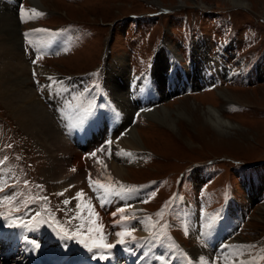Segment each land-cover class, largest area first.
Here are the masks:
<instances>
[{
    "label": "rangeland",
    "instance_id": "obj_1",
    "mask_svg": "<svg viewBox=\"0 0 264 264\" xmlns=\"http://www.w3.org/2000/svg\"><path fill=\"white\" fill-rule=\"evenodd\" d=\"M243 1L247 5L230 0H41L44 10L21 14L20 10H30L31 1L1 0L15 4L11 8L17 13L25 58L54 73L30 74L35 92L61 90L73 103L74 92L58 80L76 78L84 85L79 91L91 93L87 102L102 99L117 109L119 123L126 127L123 130L136 126L143 149L136 152L138 162L125 166L123 187L142 188L137 203L152 220L153 236L177 245V264H264V212L260 208L264 205V0ZM8 9L0 5V15ZM166 10L176 11L160 15ZM184 14L189 15V23L182 22ZM0 25L7 27L1 18ZM152 58L155 66L149 70ZM115 61L120 65L112 66ZM119 66L126 69L125 78L119 75ZM135 78L140 82H131ZM164 89L168 96H162ZM103 90L111 97L102 96ZM157 96L154 108L164 104L185 111V116L172 114L173 128L141 117L146 111H136L148 97L156 100ZM43 104L48 109L52 105L50 101ZM207 106L230 121L227 130L216 129L205 119ZM100 113L96 111L97 121ZM51 116L60 128L65 114ZM155 127L163 133H155ZM124 137L108 146L132 150L118 147ZM48 164L0 100V167L7 171L4 182L0 180V219L12 226L37 227L55 241L71 240L60 256L68 264L79 258L80 246L95 247L91 243L99 241L86 240L82 235L86 228L79 231L78 223H97L110 215L91 213L86 200L96 203L94 191L85 192L74 203L64 190L49 191L44 177ZM195 212L198 221L204 222L206 235H202L201 221L195 222L191 215ZM216 222L231 235L223 251L215 247L222 244L212 233ZM235 239L250 244L249 249L230 248ZM122 242L135 250L139 247L138 239ZM4 253L0 248V264H15L14 259L23 264L17 253L7 260ZM196 253L195 262L191 255ZM102 258L125 263L120 254L112 258L104 251ZM162 263L172 264L168 258Z\"/></svg>",
    "mask_w": 264,
    "mask_h": 264
},
{
    "label": "bare ground",
    "instance_id": "obj_2",
    "mask_svg": "<svg viewBox=\"0 0 264 264\" xmlns=\"http://www.w3.org/2000/svg\"><path fill=\"white\" fill-rule=\"evenodd\" d=\"M29 1H31L30 10H20V12L22 11L21 14L27 12L34 14L46 8L41 0ZM230 2L234 5H244L245 3L243 0H230ZM0 5L1 8L9 6V9L5 12L7 15L5 13L0 15L4 23H7V27L0 25V100L13 114L19 128L33 138L36 148L44 153L49 162L44 174L49 191L64 190L67 193L65 195H69V200L73 203L82 199L81 196L85 197V192L94 191L97 196H95L96 203L86 200L87 198L83 199L86 200L87 205L92 206V208L90 206L91 213L110 215L97 223L92 221V224L86 221L85 223H82L83 221L78 223L81 224L80 227H77L79 231L86 228V232L82 234L86 240L98 239L99 241L91 243L95 247L80 246L79 258L68 264H117L114 259L103 260L104 251L109 253L112 258L119 254L122 255L125 258L123 264H165L162 262L167 258L172 264H177V245L166 237L153 236L152 220L148 215L142 213L141 206L137 203L143 191L142 188L139 186L133 189L123 187L122 180L128 169L125 166L138 162L136 152H138V149H143L142 139L136 126L131 125L130 130L129 127L123 130L126 127L124 123H119L121 114L118 113L117 109L109 107L102 99L99 103L90 101L88 103L86 100L91 93L89 90L79 91L84 85L76 78L58 80L63 86L74 92L75 100H71L73 103L68 102V93L61 90L56 91V94L52 91L47 92V90L41 94L35 92L29 75L40 72L52 76L54 73L50 72L48 68L37 65V63H31L25 58L20 46L21 39L17 25V13L14 8H11L15 4L13 5L10 2L8 5L7 2L3 4L0 0ZM32 9L36 11L32 12ZM3 27L4 29H2ZM115 63L118 66L119 61H115L112 66ZM118 70L119 75H123V78H125L126 69L119 66ZM140 80L135 78L131 82H140ZM131 85L134 87L133 84ZM171 90L172 85L169 91ZM169 91L164 89L162 96H168ZM101 94L106 98L111 97L105 90ZM157 100L158 96L156 100L148 97L136 111H146L147 114H141V117H149L158 124H166L173 128L175 115L172 114L174 113L178 117L185 116V111L182 107L172 110L164 104L159 108H154L157 107L155 105ZM45 101H50L52 104L50 109L44 106ZM97 110L101 112L98 114L99 121L95 118ZM113 111H115L116 116L113 115ZM138 112L135 113L138 115ZM52 114L54 116L65 114L60 128L53 121ZM203 114L205 119L216 129L222 131L229 128L230 121L226 120L218 109L207 106ZM92 115H94V118L88 120ZM129 117L130 114H127L126 125H129ZM114 119H117V125ZM120 131H123V133ZM157 131L159 134L163 133L161 128L155 127L154 132ZM122 136L126 137L119 141L118 147L132 150L121 151L111 149L108 146L109 143L117 142ZM114 137H116L115 141ZM103 140L109 141H105L103 144ZM4 169L0 167V180L2 182L7 176V171H4ZM62 187L64 188L62 189ZM260 208L264 212V205ZM191 215H193L195 222L200 223L201 220L198 221L199 214L198 217L196 212ZM185 219H187V214H185ZM66 221L69 224V219ZM191 221L192 218L189 216V222ZM201 223L202 235H206L203 229L204 222L201 221ZM214 224H216V230L212 233L222 243L221 246H214L217 251H223L224 244L231 239L230 231L226 230L225 226L219 225L218 222ZM19 225L12 226L6 220L0 219V245H4L7 249L9 244L6 253L3 251L5 260L8 256H14L12 253H17L22 256L23 264L25 260V264H63V262H66V260H61L60 256L63 253L62 249H65L71 240H68V242L64 239L55 241L47 238L44 231L39 230L37 227L28 226L26 228V225ZM110 231L113 232L112 235L109 234ZM118 232L125 233V235L118 237L116 235ZM127 238L138 239V249L130 248L129 243L117 241H123ZM34 242H38L40 247L37 248ZM230 242L228 241V243ZM235 242L236 244L233 243L234 245L230 248L235 249V247L242 245L241 247L249 249L250 244L239 243L237 239H235ZM108 244L113 245V247L110 249L104 247ZM122 246L126 248L122 249ZM190 252L195 253L193 250H190ZM198 253L191 255L195 262L199 256ZM238 255L240 256V254ZM48 259H52V262L47 263ZM13 261L15 264L21 262L20 259L17 260V263L16 259ZM240 261L242 260L239 259Z\"/></svg>",
    "mask_w": 264,
    "mask_h": 264
},
{
    "label": "trees",
    "instance_id": "obj_3",
    "mask_svg": "<svg viewBox=\"0 0 264 264\" xmlns=\"http://www.w3.org/2000/svg\"><path fill=\"white\" fill-rule=\"evenodd\" d=\"M175 11H176V10H167V11H165V12H160V15H161V14H169V13H171V14L174 13V14H175ZM228 11H230V10H228ZM228 11H227V12H228ZM151 12H154V11H151ZM155 12H156V11H155ZM229 13H230V12H229ZM146 15H147V18H152V19L154 18V17H152V16H150V15H148V14H146ZM179 15H180V14H179ZM141 17H143V15H140V16H139V18H141ZM230 18H231V16H230ZM230 18H229V19H230ZM182 22H183V23H189V15H186V14L182 15ZM150 55H151V54H150ZM244 73H245V69H244Z\"/></svg>",
    "mask_w": 264,
    "mask_h": 264
},
{
    "label": "snow or ice",
    "instance_id": "obj_4",
    "mask_svg": "<svg viewBox=\"0 0 264 264\" xmlns=\"http://www.w3.org/2000/svg\"><path fill=\"white\" fill-rule=\"evenodd\" d=\"M32 12H35L36 10L35 9H32L31 10ZM23 18V17H22ZM26 36H27V33L25 34ZM78 195H82V194H78ZM68 203V201H65V204H67ZM116 235L118 236V237H120V236H122V235H125V233H120V232H118V233H116ZM118 242H121V241H118ZM38 246V245H37ZM104 247H107V248H112L113 247V245H111V244H108V245H104ZM91 250V249H90Z\"/></svg>",
    "mask_w": 264,
    "mask_h": 264
},
{
    "label": "water",
    "instance_id": "obj_5",
    "mask_svg": "<svg viewBox=\"0 0 264 264\" xmlns=\"http://www.w3.org/2000/svg\"><path fill=\"white\" fill-rule=\"evenodd\" d=\"M113 29H115L114 23L111 24V32H113ZM110 41H111V36H110V38L108 39V43H109ZM155 52H156V51H155ZM152 60H153V58H152L151 61H150L149 70H151L152 65H153V64H152ZM227 72H228V71H227ZM226 76H227V75H225V74L223 75L224 78H226ZM180 93H182V92H180Z\"/></svg>",
    "mask_w": 264,
    "mask_h": 264
}]
</instances>
